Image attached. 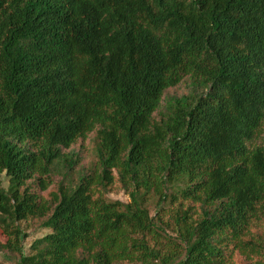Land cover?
<instances>
[{
	"label": "trees",
	"instance_id": "trees-1",
	"mask_svg": "<svg viewBox=\"0 0 264 264\" xmlns=\"http://www.w3.org/2000/svg\"><path fill=\"white\" fill-rule=\"evenodd\" d=\"M0 229L16 264H264V0H0Z\"/></svg>",
	"mask_w": 264,
	"mask_h": 264
},
{
	"label": "rangeland",
	"instance_id": "rangeland-1",
	"mask_svg": "<svg viewBox=\"0 0 264 264\" xmlns=\"http://www.w3.org/2000/svg\"><path fill=\"white\" fill-rule=\"evenodd\" d=\"M185 90L183 85H180L176 88H173L171 90V93H179L183 92ZM263 140L261 138L258 139V141ZM83 148L81 149L80 152V158L82 163H87L90 159V153H91V146L87 142L82 146ZM79 147H77V150ZM110 196L112 198H118L121 200H127V194H125L122 190H116L110 193ZM153 203V202H152ZM164 218L166 219V215H164ZM23 229L27 234V237L24 239L23 242V253L29 252V245L30 243L37 237L43 236L45 233L49 232L50 230L47 228H41L37 227L36 224L33 223H23ZM6 236L0 229V240H5ZM17 253H2L0 252V264H16L17 263ZM114 264H127V263H122V262H115ZM133 264H142V263H133Z\"/></svg>",
	"mask_w": 264,
	"mask_h": 264
}]
</instances>
